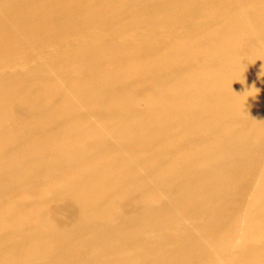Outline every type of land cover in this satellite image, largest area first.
Segmentation results:
<instances>
[{
  "label": "bare ground",
  "instance_id": "obj_1",
  "mask_svg": "<svg viewBox=\"0 0 264 264\" xmlns=\"http://www.w3.org/2000/svg\"><path fill=\"white\" fill-rule=\"evenodd\" d=\"M0 264H264V0H0Z\"/></svg>",
  "mask_w": 264,
  "mask_h": 264
},
{
  "label": "rangeland",
  "instance_id": "obj_2",
  "mask_svg": "<svg viewBox=\"0 0 264 264\" xmlns=\"http://www.w3.org/2000/svg\"><path fill=\"white\" fill-rule=\"evenodd\" d=\"M78 1H82L83 2L84 0H78ZM80 5H82V4H80ZM65 10L66 11H64V12H66L68 14L73 13V8H71L70 6L67 7ZM85 11H87L86 7H85ZM128 14L129 13H127L126 15H123V16L124 17H129ZM81 19H84V17H81ZM107 20H110L113 23L118 24V26L120 28L122 26V24H121L122 22L119 19L118 15L112 14L111 16L108 17ZM59 33H61L63 35L65 34L64 31L61 32V30H60ZM69 35L70 34H68V33L65 34V36H67V37H69ZM51 41L53 42L54 38L53 39L51 38ZM179 43L180 42L178 40L175 41V45H178ZM247 43H249L248 38H245V39L240 38V40L237 42V45H232L231 46L230 53L233 54V55L237 54L239 46H241L243 44H247ZM69 44H72V43H69ZM31 55H32V57H37L38 56V52L35 51ZM136 57H137V59L139 61H141L142 58H143V54H137ZM194 57H195L194 58L195 61H198L200 59V57L197 56V54H195ZM81 60L82 59H77V58H64V59L61 60V62L57 61L56 63L47 65L46 66V68H47L46 72L49 73V74L51 72H53V71L60 72L61 84L59 85V81H56L57 82V87L60 88V89L64 88L66 83H67L68 77H69L68 72L71 71L70 68L79 67L82 64V62H83ZM119 65H122V61H120L119 59L116 60V61L113 60V62L111 61L110 63H108L106 65V68L111 67L115 71H118V73H119V71L122 70V67H123V66H119ZM133 78L136 79V77H133ZM138 78L139 77H137V79ZM63 81L66 82V83H63ZM78 83L80 84V81H78ZM95 86H96V83H92V84H90L88 86V88H94ZM119 89L122 90V88L120 86H119ZM38 90H39V88L34 87V91L35 92H37ZM68 97L70 99L76 100L80 105L83 106V108H84L83 110L85 112L82 115L85 117V119H88L86 117H92V119L91 118L88 119V121L86 122L87 124H91V123L93 124V122H97V121L101 120L99 118H102L101 114H103V111L105 109L102 108V107H99L97 105H94V104H92L90 106H87V102H85L86 101V97H87L85 88L79 86L78 88L75 89L72 86L71 90L69 91ZM101 99L103 101H105L106 100L105 95H102ZM62 103H64V104H61L62 107H66L68 105L65 101H63ZM110 110H114V108H111ZM9 125H11V124H8V126ZM15 127H16V131H17L16 133H19L20 136L24 137V134L26 133L25 126L17 124ZM8 135L11 136L10 134H8ZM130 174H133V173L130 172ZM136 177H138L141 180H145L146 179V174L144 173V171H141V172H138ZM108 181H117L118 182L119 181V176L117 174H114V175L111 174L109 176V178H108ZM247 187H248V185L245 184V185L241 186V189L242 190L243 189H247ZM68 203H70V201L67 198H62L58 202H56L55 200H49V201H47V202H45L43 204L42 213L45 216V218L48 220V222L53 224V227L55 229H59V230L65 229L67 227V224H65L66 221H68L70 218L72 220V218L76 217L74 215H71L69 218H66V217L65 218H63V217L57 218L55 210L58 209L59 206L65 205V204H68ZM146 203H147L146 200L142 199L140 193L136 192V189H133V190H131L129 195H127V198H125V199L123 198V199H120L119 201H116V206H115V208L113 210L112 219L122 222L125 217H128V216H130V215H132L134 213L132 210L137 209L140 206H144ZM10 211L11 212H9V213H11V214H13V213L15 214L16 213L14 210L10 209ZM20 226L23 227V229H26V230H30V229L33 228V224L30 223L29 220L28 221H23L20 224ZM76 248H78V247H76ZM76 250H77L76 251L77 256L80 259H84L85 258V254L83 252H81L79 249H76Z\"/></svg>",
  "mask_w": 264,
  "mask_h": 264
}]
</instances>
